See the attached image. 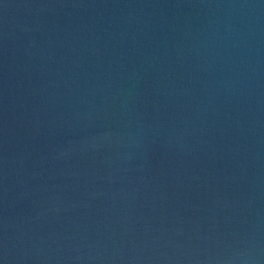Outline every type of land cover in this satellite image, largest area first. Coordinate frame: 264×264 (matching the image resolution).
<instances>
[{"label":"water","instance_id":"obj_1","mask_svg":"<svg viewBox=\"0 0 264 264\" xmlns=\"http://www.w3.org/2000/svg\"><path fill=\"white\" fill-rule=\"evenodd\" d=\"M0 264H264V0H0Z\"/></svg>","mask_w":264,"mask_h":264}]
</instances>
